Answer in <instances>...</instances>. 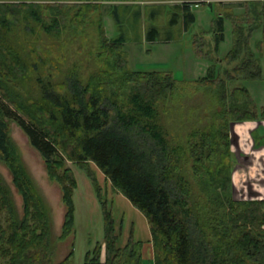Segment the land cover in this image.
Listing matches in <instances>:
<instances>
[{
	"label": "trees",
	"instance_id": "16d2710c",
	"mask_svg": "<svg viewBox=\"0 0 264 264\" xmlns=\"http://www.w3.org/2000/svg\"><path fill=\"white\" fill-rule=\"evenodd\" d=\"M59 2H0V163L23 204L19 218L0 175V264H52L51 213L11 141L13 124L60 190L65 214L59 242L71 243L75 237L77 183L66 163L91 182L102 211L104 241L87 252L84 264H143V244L133 238V230L127 245L119 247L114 211L92 166L146 219L153 264H264V200L239 202L231 195L235 159L230 132L233 125L264 122V108L256 106L246 87L264 83V2L245 3L241 16L206 4L221 12L211 24L213 47L211 40L195 41V57L213 62L212 53L218 54L225 41L226 23L232 28L233 47L194 83L206 99L208 123L201 126L198 119L191 131L166 127L157 110L162 101L189 94L191 85L182 86L170 73L133 72L120 27L111 40L103 19L93 22L101 67L85 85L71 73L68 81L54 82L59 71L41 44L46 37L68 32L84 35L93 17L103 16L106 4L120 6L110 13L120 25L117 10L153 0ZM189 5L173 6L178 13L169 26L181 19L188 31L195 24ZM257 31L262 38L253 50L250 41ZM157 32L151 28L147 41L155 42ZM73 246L60 264H73Z\"/></svg>",
	"mask_w": 264,
	"mask_h": 264
},
{
	"label": "rangeland",
	"instance_id": "374dc122",
	"mask_svg": "<svg viewBox=\"0 0 264 264\" xmlns=\"http://www.w3.org/2000/svg\"><path fill=\"white\" fill-rule=\"evenodd\" d=\"M17 1V0H0ZM45 4H59V0H35ZM83 0H65V4H78ZM157 2H144L138 4H128V9L121 8L116 11L118 22L116 24L115 16L110 17V13L120 6L114 4H106L103 6V16H94L93 22L99 18L103 19L106 35L109 39L114 40L118 37L119 27L122 34L126 37L127 44L124 51L127 55L131 70L133 72H152L158 71L170 73L173 75L177 83L191 85L189 94L181 95L183 98L169 99L162 101L158 105L161 122L166 127L179 130L185 127L192 130L201 119L202 125L208 122L204 115V107H206V99L203 92L197 91L194 83L203 79L206 71L214 61L218 58L223 60L233 47L232 28L229 23L225 24V41L220 44L219 52L215 56L212 53L213 62L206 59L195 57L194 49L195 41L203 39L204 42L210 41L213 47V39L211 38V24L221 11L229 10L234 16H241L246 10V4L253 2L261 4L255 0H214L213 2L205 0H156ZM212 1V0H211ZM219 2V3H218ZM190 4L192 13L196 19L195 24L186 31L183 21L178 19L176 26H169L170 19L176 12L173 6L181 4ZM211 4L217 5L214 13L212 8L206 6ZM181 15V14H180ZM151 16L155 17L151 19ZM158 30V40L155 44H149L146 41L147 32L151 28ZM96 25H90L85 30L84 35L62 34L61 36H50L41 42L45 47L43 51L49 52L50 63L56 65L59 74L56 75L54 82L63 83L68 81L71 76H75L81 85H85L89 76L97 72L101 65L98 59V36L96 35ZM167 36L171 42H167ZM262 34L257 31L253 34L251 47L254 50L256 43L261 40ZM211 47V50H212ZM208 49V47H207ZM40 56L45 62L47 57L43 53ZM204 55L208 54L206 52ZM48 62V63H49ZM217 64V63H216ZM45 71V70H44ZM248 92L256 106L264 108V83L247 84ZM199 109L203 111L200 116ZM264 123V122H262ZM262 123H249L233 125L231 127L233 155L234 159V179L236 188L232 189V196L236 201H252L258 200L264 195V174L263 160L264 155L260 156V160L253 154L256 142L264 141V132L262 131ZM11 138L16 145L24 166L28 169L30 175L34 179L39 191L41 192L47 206L50 210V216L53 223V251L51 261L52 264H60L64 262L72 242H74L73 264H84V259L96 244L104 241V222L101 214L100 203L97 201L91 182L75 165L66 163L67 167L72 171V177L76 180L77 190L74 192L73 202L75 206V237L69 243H61L58 238L61 236V228L63 225L65 206L61 202V193L55 183H51L47 178L43 160L38 153L30 146L23 132L16 125H11ZM256 131L258 136H251L250 133ZM184 133V134H183ZM185 135V131H183ZM236 133H239L236 135ZM179 135V134H178ZM176 137H180L177 136ZM182 136L181 138H183ZM137 143H141V139L135 138ZM185 143V139H183ZM259 147V146H258ZM243 151V153L241 152ZM246 156H245V154ZM95 176H97L98 184L103 190L105 201L112 205L116 223V231L119 234V247H124L129 241V237L133 230V238L143 244L142 257L143 264H153V250L151 245V236L149 227L144 216L137 212L135 208L124 197L114 192L111 185L105 180L104 176L92 166ZM0 175L12 194L13 205L18 212V217L22 218L23 204L20 195L15 192L12 184L10 173L0 163ZM233 177V174H232ZM104 261V257L103 260Z\"/></svg>",
	"mask_w": 264,
	"mask_h": 264
},
{
	"label": "crops",
	"instance_id": "0c3cea01",
	"mask_svg": "<svg viewBox=\"0 0 264 264\" xmlns=\"http://www.w3.org/2000/svg\"><path fill=\"white\" fill-rule=\"evenodd\" d=\"M207 1H210V2H213L214 0H205V2H207ZM217 1V0H216ZM244 1V0H243ZM256 2L257 1H260V2H264V0H255ZM219 2H221V0H219ZM218 2V3H219ZM184 4V3H183ZM191 10V13H192V9H190ZM153 18H155V17H153V16H151V19H153ZM170 23V22H169ZM168 37V39L166 40L167 42H171V39L169 38V37H171V36H167ZM157 40H158V37H157ZM157 40L155 41V42H151V41H148V43L149 44H155V43H157ZM146 41H147V39H146ZM246 125V124H245ZM247 125H251L250 123L249 124H247ZM262 131L264 132V123H262ZM238 134V136H239V133H236V135ZM258 134L259 133H257L256 131H252L251 133H250V135L253 137H255V135H256V137L258 136ZM240 137V136H239ZM253 144H255L254 145V150H253V154L254 155H256L255 157L257 158V159H261L260 158V156H263L264 155V141L262 142H255V143H253ZM259 146V147H258ZM232 152H233V149H232ZM241 152L243 153V151L241 150ZM245 154V153H244ZM260 155V156H259ZM234 156H235V154H234ZM245 156H246V154H245ZM264 161V160H263ZM261 169H264V162H263V168H261ZM261 176H264V174H261ZM235 177H234V172H233V177H232V180H233V190H234V188H236V183H234L235 182V179H234ZM258 200H264V195H262V196H260V198L258 199Z\"/></svg>",
	"mask_w": 264,
	"mask_h": 264
}]
</instances>
